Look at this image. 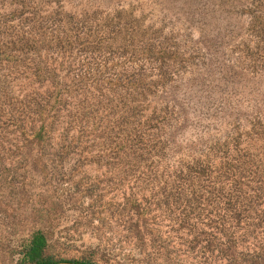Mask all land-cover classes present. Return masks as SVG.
Returning <instances> with one entry per match:
<instances>
[{
	"label": "rangeland",
	"instance_id": "obj_1",
	"mask_svg": "<svg viewBox=\"0 0 264 264\" xmlns=\"http://www.w3.org/2000/svg\"><path fill=\"white\" fill-rule=\"evenodd\" d=\"M35 230L54 259L264 264V0H0V264Z\"/></svg>",
	"mask_w": 264,
	"mask_h": 264
},
{
	"label": "trees",
	"instance_id": "obj_2",
	"mask_svg": "<svg viewBox=\"0 0 264 264\" xmlns=\"http://www.w3.org/2000/svg\"><path fill=\"white\" fill-rule=\"evenodd\" d=\"M39 111H41L40 115L42 118V124L37 131V133H38L37 137L38 138H44L48 134V132L50 131L48 124H45L46 117L48 114H42L41 109ZM43 133L45 135H42ZM218 221L221 224V228L223 227V229H224L225 228L224 226L226 224V223H224V216H222V218H220V220L218 219ZM45 244H46L45 235L40 230H35L32 233L31 238H27V240L24 244L25 249H24V253L22 256V260L26 264H46L47 262L56 261V260H60V259L76 260V261H84V262H91V263H95V264H100V263H97V262L92 261L90 259H73V258H56V259H54V258H50L48 256H44L43 255V249L45 247Z\"/></svg>",
	"mask_w": 264,
	"mask_h": 264
},
{
	"label": "water",
	"instance_id": "obj_3",
	"mask_svg": "<svg viewBox=\"0 0 264 264\" xmlns=\"http://www.w3.org/2000/svg\"><path fill=\"white\" fill-rule=\"evenodd\" d=\"M46 264H95V263L60 259V260H56V261L47 262Z\"/></svg>",
	"mask_w": 264,
	"mask_h": 264
}]
</instances>
